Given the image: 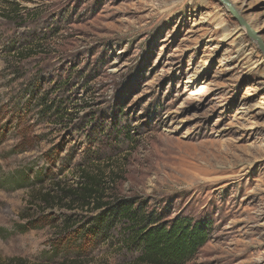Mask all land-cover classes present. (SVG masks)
Returning a JSON list of instances; mask_svg holds the SVG:
<instances>
[{"label":"rangeland","instance_id":"obj_1","mask_svg":"<svg viewBox=\"0 0 264 264\" xmlns=\"http://www.w3.org/2000/svg\"><path fill=\"white\" fill-rule=\"evenodd\" d=\"M229 1L264 44V0ZM89 176L211 219L187 264H264V52L220 0H0V262L133 263L85 237Z\"/></svg>","mask_w":264,"mask_h":264},{"label":"trees","instance_id":"obj_2","mask_svg":"<svg viewBox=\"0 0 264 264\" xmlns=\"http://www.w3.org/2000/svg\"><path fill=\"white\" fill-rule=\"evenodd\" d=\"M85 182L71 192L73 203L102 210L88 222L85 237L107 239L111 230L121 226L124 232L122 245L136 254L131 264H187L211 239L213 222L209 218L180 215L167 220V212H160L157 207L135 197L104 203L99 179L89 176ZM17 227L22 233L28 232L41 228L42 220ZM0 264L26 262L10 259Z\"/></svg>","mask_w":264,"mask_h":264},{"label":"water","instance_id":"obj_3","mask_svg":"<svg viewBox=\"0 0 264 264\" xmlns=\"http://www.w3.org/2000/svg\"><path fill=\"white\" fill-rule=\"evenodd\" d=\"M220 2L230 11V13L235 17V19L238 20V22L243 27H245L249 36L252 39L258 41L260 49L264 52V44L258 39V37H257L256 33L253 31V29L238 15L233 4L229 0H220Z\"/></svg>","mask_w":264,"mask_h":264}]
</instances>
